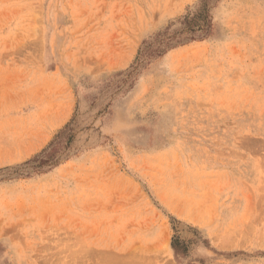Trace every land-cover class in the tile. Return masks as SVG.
I'll return each instance as SVG.
<instances>
[{
    "label": "rangeland",
    "instance_id": "374dc122",
    "mask_svg": "<svg viewBox=\"0 0 264 264\" xmlns=\"http://www.w3.org/2000/svg\"><path fill=\"white\" fill-rule=\"evenodd\" d=\"M0 264H264V0H0Z\"/></svg>",
    "mask_w": 264,
    "mask_h": 264
},
{
    "label": "bare ground",
    "instance_id": "6f19581e",
    "mask_svg": "<svg viewBox=\"0 0 264 264\" xmlns=\"http://www.w3.org/2000/svg\"><path fill=\"white\" fill-rule=\"evenodd\" d=\"M141 256V255H140ZM142 258V257H141ZM134 259V258H133Z\"/></svg>",
    "mask_w": 264,
    "mask_h": 264
}]
</instances>
